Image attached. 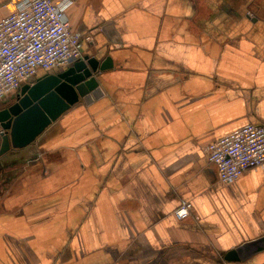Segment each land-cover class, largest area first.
Listing matches in <instances>:
<instances>
[{
    "label": "crops",
    "instance_id": "1",
    "mask_svg": "<svg viewBox=\"0 0 264 264\" xmlns=\"http://www.w3.org/2000/svg\"><path fill=\"white\" fill-rule=\"evenodd\" d=\"M73 1L84 55L114 67L0 158V264H262L264 166L223 183L207 148L264 126V0Z\"/></svg>",
    "mask_w": 264,
    "mask_h": 264
},
{
    "label": "built area",
    "instance_id": "2",
    "mask_svg": "<svg viewBox=\"0 0 264 264\" xmlns=\"http://www.w3.org/2000/svg\"><path fill=\"white\" fill-rule=\"evenodd\" d=\"M73 0H15L14 10L0 19V102L29 82L40 70L63 67L84 56L90 36L72 28L68 9ZM208 159L223 183L235 182L246 170L264 166V126L249 123L207 148ZM179 220L195 215L182 200ZM264 264V262L262 263Z\"/></svg>",
    "mask_w": 264,
    "mask_h": 264
},
{
    "label": "water",
    "instance_id": "3",
    "mask_svg": "<svg viewBox=\"0 0 264 264\" xmlns=\"http://www.w3.org/2000/svg\"><path fill=\"white\" fill-rule=\"evenodd\" d=\"M113 67L111 56L101 60L87 54L62 71L36 76L23 84L0 107V158L12 149L28 146L80 100L89 104L102 97L101 74ZM256 243L264 245V238Z\"/></svg>",
    "mask_w": 264,
    "mask_h": 264
},
{
    "label": "rangeland",
    "instance_id": "4",
    "mask_svg": "<svg viewBox=\"0 0 264 264\" xmlns=\"http://www.w3.org/2000/svg\"><path fill=\"white\" fill-rule=\"evenodd\" d=\"M14 95H15V94L10 95V96H8L6 99H10V98H12Z\"/></svg>",
    "mask_w": 264,
    "mask_h": 264
},
{
    "label": "flooded vegetation",
    "instance_id": "5",
    "mask_svg": "<svg viewBox=\"0 0 264 264\" xmlns=\"http://www.w3.org/2000/svg\"><path fill=\"white\" fill-rule=\"evenodd\" d=\"M17 93H18V92H17ZM17 93H16V94H17ZM9 100H10V99H5L4 103L7 102V101H9Z\"/></svg>",
    "mask_w": 264,
    "mask_h": 264
}]
</instances>
